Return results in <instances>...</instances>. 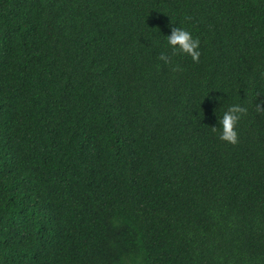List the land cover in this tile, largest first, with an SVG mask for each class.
<instances>
[{
    "label": "trees",
    "instance_id": "trees-1",
    "mask_svg": "<svg viewBox=\"0 0 264 264\" xmlns=\"http://www.w3.org/2000/svg\"><path fill=\"white\" fill-rule=\"evenodd\" d=\"M258 100L264 0H0V264H264Z\"/></svg>",
    "mask_w": 264,
    "mask_h": 264
},
{
    "label": "clouds",
    "instance_id": "clouds-1",
    "mask_svg": "<svg viewBox=\"0 0 264 264\" xmlns=\"http://www.w3.org/2000/svg\"><path fill=\"white\" fill-rule=\"evenodd\" d=\"M166 42L173 52L179 51L191 57L193 62H197L200 57L199 40L184 27H173L170 33L166 35ZM160 59L165 63L169 62V57L161 53ZM264 104V100H258L257 110H264L260 105ZM247 112V108L239 103L230 104L226 110L222 112L219 120V139L227 143L235 144L237 142L236 125L241 116ZM216 131V126H212Z\"/></svg>",
    "mask_w": 264,
    "mask_h": 264
}]
</instances>
